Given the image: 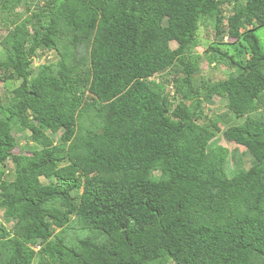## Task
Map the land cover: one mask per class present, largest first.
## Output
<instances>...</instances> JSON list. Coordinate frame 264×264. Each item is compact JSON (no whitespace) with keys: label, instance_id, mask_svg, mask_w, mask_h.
Returning a JSON list of instances; mask_svg holds the SVG:
<instances>
[{"label":"trees","instance_id":"trees-1","mask_svg":"<svg viewBox=\"0 0 264 264\" xmlns=\"http://www.w3.org/2000/svg\"><path fill=\"white\" fill-rule=\"evenodd\" d=\"M43 1L0 0V264H264V0Z\"/></svg>","mask_w":264,"mask_h":264},{"label":"rangeland","instance_id":"rangeland-1","mask_svg":"<svg viewBox=\"0 0 264 264\" xmlns=\"http://www.w3.org/2000/svg\"><path fill=\"white\" fill-rule=\"evenodd\" d=\"M33 1L38 2L39 5H42L44 3L43 0H33ZM31 8H32V6H31ZM5 33H6L5 29L0 30V36H3ZM257 34L263 36L264 28L260 29L257 32ZM200 36L202 37L201 40H202L203 44L209 43V41H211L212 37H213L212 28H210L207 25H204L200 29ZM202 51H203L202 47L198 49V52L201 53ZM44 57L45 56H40L38 59H36V61L33 63L32 66L33 67L39 66L43 62ZM202 63H203L202 67H201L202 72L205 74V76H207L211 80L225 79L230 75V73L233 72L232 68H230L224 64H221L217 68L212 69V67H210L205 61H203ZM1 77H3V75L0 73V78ZM17 85H18V83H15V84H11L9 82H7L6 84L0 83V95L2 97L6 96L7 91L10 90L11 88L17 86ZM168 88L169 87L166 86L165 90H167ZM223 108H224V102L223 101H216L215 105H211L205 109V111H206L205 113L208 115L214 116V114L217 111H222ZM217 145H220V146L228 149V151L230 152V155H231V159H232L231 165L233 166V168L235 170H246L247 168H249L254 163V160L248 155V153L242 147L236 146L232 142H227L226 140L221 138L217 142ZM0 217H1V210H0ZM9 226H11V225L10 224L6 225V227H8V228H9ZM166 264H170V262H168Z\"/></svg>","mask_w":264,"mask_h":264},{"label":"clouds","instance_id":"clouds-1","mask_svg":"<svg viewBox=\"0 0 264 264\" xmlns=\"http://www.w3.org/2000/svg\"><path fill=\"white\" fill-rule=\"evenodd\" d=\"M0 30H1V28H0ZM47 52V51H46ZM49 53L50 54H53V51H49ZM45 56V55H44ZM36 61V59L34 60V62Z\"/></svg>","mask_w":264,"mask_h":264},{"label":"bare ground","instance_id":"bare-ground-1","mask_svg":"<svg viewBox=\"0 0 264 264\" xmlns=\"http://www.w3.org/2000/svg\"><path fill=\"white\" fill-rule=\"evenodd\" d=\"M7 17V16H6Z\"/></svg>","mask_w":264,"mask_h":264}]
</instances>
